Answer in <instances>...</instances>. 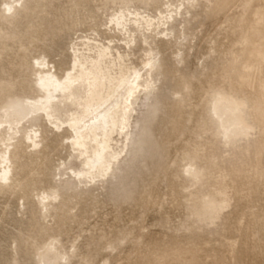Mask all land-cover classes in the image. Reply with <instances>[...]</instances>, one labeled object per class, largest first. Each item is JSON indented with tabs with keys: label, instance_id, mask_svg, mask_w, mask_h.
<instances>
[{
	"label": "rangeland",
	"instance_id": "obj_1",
	"mask_svg": "<svg viewBox=\"0 0 264 264\" xmlns=\"http://www.w3.org/2000/svg\"><path fill=\"white\" fill-rule=\"evenodd\" d=\"M180 2L131 48L112 21L124 6L159 15ZM5 13L0 0V106L38 94V57L63 75L81 36L157 63L105 178H75L69 132L42 122V150L0 192V264H264V0H23ZM234 107L245 132L231 131Z\"/></svg>",
	"mask_w": 264,
	"mask_h": 264
},
{
	"label": "bare ground",
	"instance_id": "obj_2",
	"mask_svg": "<svg viewBox=\"0 0 264 264\" xmlns=\"http://www.w3.org/2000/svg\"><path fill=\"white\" fill-rule=\"evenodd\" d=\"M3 5L4 13H16L23 0H3ZM169 5L159 15L127 6L114 11L112 21L124 35L125 46L131 48L132 42H137V30L143 31L146 40V28L174 20L185 2ZM113 41L106 42L99 35L79 37L72 45L71 65L63 75L52 70L45 55L38 57L33 65L38 94L0 106V192L21 184L23 154L42 150V122L69 132L70 147L80 159V167L72 168L75 178L101 179L113 172L129 148L137 93L152 85L157 63L150 51L145 65L138 67L128 62L131 51H122ZM215 110L222 106L218 103ZM236 110H231V131L245 132L247 127L238 122ZM51 197L46 192L38 195L43 209L48 210Z\"/></svg>",
	"mask_w": 264,
	"mask_h": 264
}]
</instances>
